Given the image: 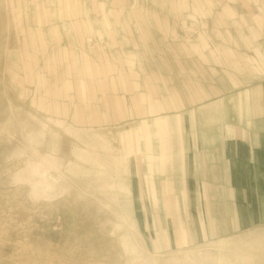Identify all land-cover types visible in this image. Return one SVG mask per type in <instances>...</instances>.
<instances>
[{
	"label": "rangeland",
	"instance_id": "rangeland-1",
	"mask_svg": "<svg viewBox=\"0 0 264 264\" xmlns=\"http://www.w3.org/2000/svg\"><path fill=\"white\" fill-rule=\"evenodd\" d=\"M0 264H264V0H0Z\"/></svg>",
	"mask_w": 264,
	"mask_h": 264
},
{
	"label": "crops",
	"instance_id": "crops-1",
	"mask_svg": "<svg viewBox=\"0 0 264 264\" xmlns=\"http://www.w3.org/2000/svg\"><path fill=\"white\" fill-rule=\"evenodd\" d=\"M234 84L237 85V84H239V82H238V81H235ZM253 93H254V92H253ZM154 111H158V110H154ZM162 119H163V118L158 117L157 120H156V121H157V125L160 126V127L164 126L163 122H165V121L162 120Z\"/></svg>",
	"mask_w": 264,
	"mask_h": 264
}]
</instances>
